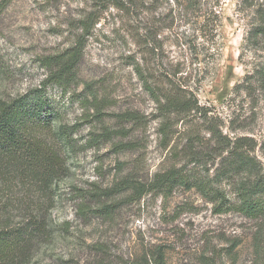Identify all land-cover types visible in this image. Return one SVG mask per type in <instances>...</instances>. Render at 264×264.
<instances>
[{
    "label": "rangeland",
    "instance_id": "obj_1",
    "mask_svg": "<svg viewBox=\"0 0 264 264\" xmlns=\"http://www.w3.org/2000/svg\"><path fill=\"white\" fill-rule=\"evenodd\" d=\"M179 3L186 6L184 0H0L2 98L38 88L46 57L83 42L68 85H46L74 148L47 191L52 238L34 246L31 264H146L158 246L166 264H264V215L217 213L182 184L140 196L114 189L123 179L148 182L185 162L183 128L163 146L153 102L134 71L139 62L153 68L150 81L164 79L157 76L159 59L162 67L174 59L190 63L188 86L221 118L225 133L254 139L251 154L264 175V88L253 83L251 96L233 91L264 64V39L247 40L264 0H199L185 10ZM87 16L92 22L84 33ZM153 45L160 46L154 55ZM125 112L138 121H120ZM199 134L206 141L205 131ZM172 145L178 157L169 156ZM212 158L202 167L209 177ZM221 187L233 197L229 183Z\"/></svg>",
    "mask_w": 264,
    "mask_h": 264
},
{
    "label": "trees",
    "instance_id": "obj_2",
    "mask_svg": "<svg viewBox=\"0 0 264 264\" xmlns=\"http://www.w3.org/2000/svg\"><path fill=\"white\" fill-rule=\"evenodd\" d=\"M184 2L186 6L179 3L183 10L198 4L199 0ZM256 17L248 30L247 40L251 44L264 39L263 6L256 11ZM90 22L88 16L82 19L81 31L87 33ZM154 45L153 55L155 48L160 50L159 45ZM202 49L207 50L204 46ZM82 51L83 42L77 39L59 55L46 57L44 66L48 72L38 88L6 98L0 96V264H31L34 246L52 238L46 218L47 191L63 175L64 156L73 151L74 145L72 131L57 124L59 109L47 94L46 85L55 84L64 89ZM161 61L158 60V65L162 70L157 76L164 79L150 81L147 76H154L153 68L145 70L139 62L134 71L153 102L163 146L169 145L177 128H183L185 162L178 165L177 160L163 172L153 174L148 182L123 179L114 186L115 191L131 189L140 196L148 191L165 193L174 185L182 184L188 189L195 188L213 203L217 213L233 210L248 218L261 217L264 215V175L251 154L254 139L229 136L223 131L221 118L201 103L188 86L193 83L188 77L191 74L185 70L189 62L174 59L162 67ZM253 83L264 88V64L237 83L233 91L251 96L256 87ZM138 118L135 113L120 115V121L125 122L138 121ZM201 131L207 134L206 141L199 137ZM171 148L169 156L178 157L181 151L177 145ZM209 155L213 156L215 165L212 177L208 170L202 169L207 165L204 158ZM222 183H229L234 189L232 198L221 187ZM17 216L19 222L14 223ZM145 263L166 264L163 248L158 246L146 257Z\"/></svg>",
    "mask_w": 264,
    "mask_h": 264
}]
</instances>
